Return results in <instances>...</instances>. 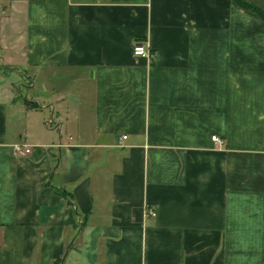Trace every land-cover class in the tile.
Returning a JSON list of instances; mask_svg holds the SVG:
<instances>
[{
	"label": "crops",
	"instance_id": "crops-1",
	"mask_svg": "<svg viewBox=\"0 0 264 264\" xmlns=\"http://www.w3.org/2000/svg\"><path fill=\"white\" fill-rule=\"evenodd\" d=\"M57 262L264 264L257 13L0 0V264Z\"/></svg>",
	"mask_w": 264,
	"mask_h": 264
},
{
	"label": "built area",
	"instance_id": "built-area-1",
	"mask_svg": "<svg viewBox=\"0 0 264 264\" xmlns=\"http://www.w3.org/2000/svg\"><path fill=\"white\" fill-rule=\"evenodd\" d=\"M132 53L135 56H139V57H143V58H148V57L151 56V54H150L149 50L146 48V46H144L142 44H139V43H134V45L132 46ZM123 138L125 139L126 136H123ZM211 138L214 141H219V139H218V137L216 135H213ZM25 151L28 152L29 150L26 149ZM148 212L151 215H155V212L152 209H149Z\"/></svg>",
	"mask_w": 264,
	"mask_h": 264
},
{
	"label": "trees",
	"instance_id": "trees-1",
	"mask_svg": "<svg viewBox=\"0 0 264 264\" xmlns=\"http://www.w3.org/2000/svg\"><path fill=\"white\" fill-rule=\"evenodd\" d=\"M239 6L249 9L255 13H257L263 20H264V11L261 8H258L257 6L247 2L246 0H234ZM55 264H58L55 263Z\"/></svg>",
	"mask_w": 264,
	"mask_h": 264
},
{
	"label": "rangeland",
	"instance_id": "rangeland-1",
	"mask_svg": "<svg viewBox=\"0 0 264 264\" xmlns=\"http://www.w3.org/2000/svg\"><path fill=\"white\" fill-rule=\"evenodd\" d=\"M247 2H249V3H251V4H253V5H255V6H257L258 8H261L260 6H262L263 7V11H264V0H246ZM262 9V8H261ZM14 77V75H12V77H10L11 79ZM24 83H25V81H24ZM25 84H27V83H25ZM21 92H22V94H24L25 96H26V94H27V89L25 88V87H22L21 88ZM48 119H46V121H47ZM53 123H51V124H49V126L50 125H52Z\"/></svg>",
	"mask_w": 264,
	"mask_h": 264
}]
</instances>
